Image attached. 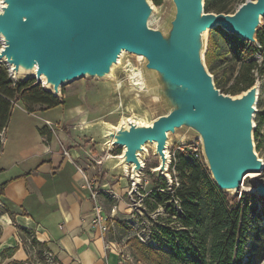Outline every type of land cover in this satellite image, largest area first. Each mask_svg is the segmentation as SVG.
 I'll return each mask as SVG.
<instances>
[{
	"label": "water",
	"instance_id": "water-1",
	"mask_svg": "<svg viewBox=\"0 0 264 264\" xmlns=\"http://www.w3.org/2000/svg\"><path fill=\"white\" fill-rule=\"evenodd\" d=\"M165 3L160 25L151 20ZM0 0V66L15 81L35 80L63 98L76 81L105 85L100 119L78 126L108 153L110 176H130L132 198L142 185L144 160L159 158L155 172L173 184L170 143L201 141L204 162L219 190L241 198L248 174L264 172L257 153L255 122L260 78L240 94L223 93L206 63L209 35L220 27L258 45L264 0H246L232 13L208 12L205 0ZM136 103L149 119H105ZM264 196V184L256 186Z\"/></svg>",
	"mask_w": 264,
	"mask_h": 264
},
{
	"label": "trees",
	"instance_id": "trees-1",
	"mask_svg": "<svg viewBox=\"0 0 264 264\" xmlns=\"http://www.w3.org/2000/svg\"><path fill=\"white\" fill-rule=\"evenodd\" d=\"M153 1L156 5L163 3V0ZM233 2L234 0H205V9L208 12L232 13L236 10L232 9ZM217 30L232 41L231 48L240 63L237 73L232 74V85L216 81L214 77L216 87L226 94H240L264 74V26L258 33L257 46L249 45L220 27ZM215 31L216 29L210 32L206 54L210 71L219 54L212 50ZM259 55L263 58L262 64L257 61ZM17 102H21L28 112L33 113L37 109H51L62 105L65 100L48 93L41 85L35 84L33 79L13 81L7 67L0 66V152L3 146L2 134ZM263 120L264 116L260 123ZM260 123H257L255 140ZM115 152L121 151L115 149ZM170 173L173 184L169 185L163 177H159L162 184L154 179L143 201L148 206L146 215L152 221L149 240L144 242L137 234L127 240L135 260L144 264H241L248 248L250 231L255 230L251 224L253 214L249 200H244L243 197L232 200L221 192L204 162L202 149L195 151L192 144L186 145L184 150H174ZM4 188L5 183L0 184V194ZM159 207L164 210L156 217L149 216L150 212ZM163 212H166L165 217L162 216ZM117 225L128 232L136 228L133 220L118 221ZM21 230L32 236L34 246L38 245L43 251H47L32 231Z\"/></svg>",
	"mask_w": 264,
	"mask_h": 264
},
{
	"label": "crops",
	"instance_id": "crops-1",
	"mask_svg": "<svg viewBox=\"0 0 264 264\" xmlns=\"http://www.w3.org/2000/svg\"><path fill=\"white\" fill-rule=\"evenodd\" d=\"M80 83L63 89L64 100L77 96L81 101L70 111L66 104L45 111L63 110L57 119L44 117L62 124L57 131L37 121L21 102L15 104L0 152V184L5 183L0 194V264L28 258L20 229L32 231L58 264H118L117 252L106 249V235L92 227V201L80 171L90 176L89 165L75 136L78 126L101 118V91Z\"/></svg>",
	"mask_w": 264,
	"mask_h": 264
},
{
	"label": "rangeland",
	"instance_id": "rangeland-1",
	"mask_svg": "<svg viewBox=\"0 0 264 264\" xmlns=\"http://www.w3.org/2000/svg\"><path fill=\"white\" fill-rule=\"evenodd\" d=\"M242 1L243 0H234L232 9L234 10L235 8H237L242 3ZM157 10L158 13H156L151 20V24L153 26L160 25L162 17L166 13L167 6L164 3L161 6H157ZM213 40L214 44L212 50L215 53H219L220 55L218 54L216 60L212 64L211 73L214 75L216 81L226 82L228 83L227 85L230 86L234 82L232 74L234 73L235 75L237 73L238 65L240 62L239 60H237L236 55L231 48L232 41L228 40V37L224 36L223 33L220 32V30L216 29L213 34ZM262 60V56L259 55L257 57V61L262 64ZM79 81H81V83L84 85V88L86 89H89V87L94 85L97 87V90L100 89L101 92L103 88L105 89L104 84H101L95 80L82 79ZM79 81L69 84L68 86L75 85ZM81 83L79 84L80 86ZM68 86L64 87L63 89H66ZM79 102L81 101L77 96H69L66 97L64 104H66V108H68L70 111L71 108H73L75 104ZM257 109L258 112L256 114L255 122L256 124H259L261 117L264 116V74L261 75L260 79V95ZM45 111L46 109H37L32 113L33 116L37 118V121H43L44 125H46V119L44 117H49L54 120L57 119L56 114H62L63 112L61 108L57 110L55 109L50 113H45ZM113 111V114L108 112L105 116L106 120L113 123L118 122V120L123 116L137 117L145 120L149 119V116L145 112H143L136 103H132L127 107L118 106ZM62 116L64 117V115ZM65 119L66 117H64L62 121L64 125ZM51 122L54 125V130H59L61 123L53 121ZM59 133L61 136L63 135L62 132ZM76 141L79 143V146L84 149L83 156L85 160L83 162L86 165H89L87 171L90 174V177L105 188L111 187V192L115 193V195H109L105 193L101 196V201L104 205L105 211L110 217L109 228L106 233V240L114 242V244L121 248L124 253H128L132 257L131 264H144L143 262H138L135 260L132 255L130 245L127 243V240L130 236H134L135 234L143 236L146 232H148L149 228L152 225V221L147 217L145 212L148 206L145 203L140 202L138 194H134L132 198L130 197V176H110L109 171H106L105 163H98V161L104 159V157H106L108 153L116 155L117 153L115 152V149L110 152H108V150L97 151L95 145L93 144L92 138L89 139L86 137H76ZM194 143L201 144V141L196 140ZM256 144L258 146L257 153L264 160V120L262 123H260L259 134L258 137H256ZM180 145L182 144L170 143L169 150L171 155L172 152H174V150H176ZM144 163L145 168L141 174L142 191L144 188L146 193L148 194L154 179H158V184H162V181L159 179V177H157V173L155 172L156 167L159 165V158L153 154L152 148H150V155L145 158ZM259 183L264 184V172H262L261 174H249L244 179V183L242 186V194L252 195L251 197L241 195V197H243L244 200H249V206L253 214L251 224L253 225V227H255V230L253 229L252 231H250L251 236L248 239V248L241 264H264V196H259L255 189ZM165 215L166 212L162 216L165 217ZM127 217L128 219L136 222V228L131 232H128L127 229L119 227L117 225L118 221H125L123 219ZM19 232L20 242L25 247L28 258L19 263L12 261L9 264H47L44 256L45 250L43 251L42 248L38 245H33L34 243L32 242V236H30L29 233L22 230Z\"/></svg>",
	"mask_w": 264,
	"mask_h": 264
},
{
	"label": "built area",
	"instance_id": "built-area-1",
	"mask_svg": "<svg viewBox=\"0 0 264 264\" xmlns=\"http://www.w3.org/2000/svg\"><path fill=\"white\" fill-rule=\"evenodd\" d=\"M45 123L52 131H54V125L51 121L46 120ZM185 146L186 145L183 146L180 145L177 149L184 150ZM192 148L195 151H198L199 149H201V144L194 143L192 144ZM65 154L68 155V151H65ZM172 155H174V152H172ZM102 161L103 159L99 160L98 163L101 164ZM80 171L82 172V175L84 177L83 187L89 190L88 197L92 201V207H91L92 227L94 229H98L103 235H106L109 228L110 217L105 211L104 205L101 201V196L105 193L109 195H115V193L111 192L110 188H105L102 185H100L97 181H94L88 174H86L81 169ZM136 194H138L140 202H143L145 197L147 196V193L144 188L142 191V185L139 187L138 192ZM0 205H2L1 201H0ZM162 210L163 208L159 207L155 211L150 212L149 216L151 215V217H156L159 213L162 212ZM123 220L131 221V219H128V217L124 218ZM139 238L142 241L147 242L150 238V229L143 236H139ZM106 249L115 250L117 252V254L120 257L118 264H131L132 257L128 253L127 254L124 253V251L121 248H119L117 245H115L114 242L107 241ZM44 254L47 264H58L56 256L52 251L47 250L45 251Z\"/></svg>",
	"mask_w": 264,
	"mask_h": 264
},
{
	"label": "bare ground",
	"instance_id": "bare-ground-1",
	"mask_svg": "<svg viewBox=\"0 0 264 264\" xmlns=\"http://www.w3.org/2000/svg\"><path fill=\"white\" fill-rule=\"evenodd\" d=\"M249 175V174H248ZM250 175H253V174H250Z\"/></svg>",
	"mask_w": 264,
	"mask_h": 264
}]
</instances>
